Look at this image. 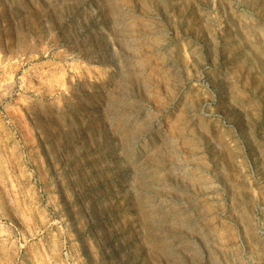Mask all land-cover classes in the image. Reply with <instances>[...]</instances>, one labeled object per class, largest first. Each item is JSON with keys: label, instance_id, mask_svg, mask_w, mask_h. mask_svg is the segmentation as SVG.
<instances>
[{"label": "rangeland", "instance_id": "obj_1", "mask_svg": "<svg viewBox=\"0 0 264 264\" xmlns=\"http://www.w3.org/2000/svg\"><path fill=\"white\" fill-rule=\"evenodd\" d=\"M113 1L0 0V264H264V0Z\"/></svg>", "mask_w": 264, "mask_h": 264}, {"label": "bare ground", "instance_id": "obj_2", "mask_svg": "<svg viewBox=\"0 0 264 264\" xmlns=\"http://www.w3.org/2000/svg\"><path fill=\"white\" fill-rule=\"evenodd\" d=\"M109 5V14L114 19L117 20L120 8L113 0H106ZM134 78L133 72H125L122 75V78L118 82V87L120 90H123L124 94L131 88L132 80ZM110 116L113 119L118 118V116H122L124 119L128 116V113L134 109L133 104H119L115 105L114 100H112L111 106L109 107ZM121 126V125H118ZM148 122H144L140 127L135 130H130L124 132V145L125 150H129L131 144L135 143L136 139L147 130ZM117 127V126H116ZM118 129V128H117ZM122 129V128H121ZM163 158V152L161 151H153L152 157H147V160L140 166L136 172L134 177V186L136 187V197L135 201L139 206L141 205H149L150 201L158 194L157 190V181L154 179H150L147 176V170L150 169V165L158 163ZM157 167V166H156ZM151 170L152 166H151ZM163 212L157 209L151 208L147 212H144L143 226L146 233V239L153 245L155 242L160 239L161 244H156V249H160L167 259L171 260L174 264H179L181 260V254L183 251L188 250V245L184 243L180 244L179 247H173L171 241L168 240V236L172 233L171 230L177 232V227H170V225L165 224ZM248 217V216H247ZM176 224L178 227H182L186 220H182ZM164 251V252H163ZM192 257L197 258V253H192Z\"/></svg>", "mask_w": 264, "mask_h": 264}]
</instances>
